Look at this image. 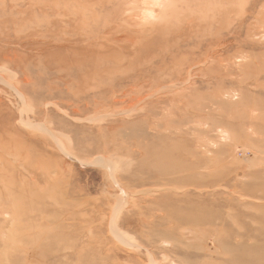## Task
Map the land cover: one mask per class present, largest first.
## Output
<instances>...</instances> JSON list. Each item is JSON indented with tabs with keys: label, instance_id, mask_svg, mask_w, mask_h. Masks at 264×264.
<instances>
[{
	"label": "rangeland",
	"instance_id": "obj_1",
	"mask_svg": "<svg viewBox=\"0 0 264 264\" xmlns=\"http://www.w3.org/2000/svg\"><path fill=\"white\" fill-rule=\"evenodd\" d=\"M0 264H264V0H0Z\"/></svg>",
	"mask_w": 264,
	"mask_h": 264
},
{
	"label": "bare ground",
	"instance_id": "obj_2",
	"mask_svg": "<svg viewBox=\"0 0 264 264\" xmlns=\"http://www.w3.org/2000/svg\"><path fill=\"white\" fill-rule=\"evenodd\" d=\"M162 1V0H161ZM160 2V1H159ZM163 3V2H162ZM163 5H164V3H163ZM162 6V5H161ZM150 12H152V10L150 11ZM153 15V14H152ZM154 16V15H153ZM256 29V28H255ZM165 257V256H164Z\"/></svg>",
	"mask_w": 264,
	"mask_h": 264
}]
</instances>
